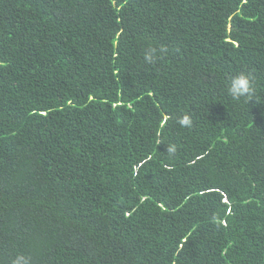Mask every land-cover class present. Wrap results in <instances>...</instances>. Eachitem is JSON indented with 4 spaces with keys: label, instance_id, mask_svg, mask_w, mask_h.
I'll return each instance as SVG.
<instances>
[{
    "label": "trees",
    "instance_id": "trees-1",
    "mask_svg": "<svg viewBox=\"0 0 264 264\" xmlns=\"http://www.w3.org/2000/svg\"><path fill=\"white\" fill-rule=\"evenodd\" d=\"M18 255L264 264V0H0V264Z\"/></svg>",
    "mask_w": 264,
    "mask_h": 264
},
{
    "label": "clouds",
    "instance_id": "clouds-1",
    "mask_svg": "<svg viewBox=\"0 0 264 264\" xmlns=\"http://www.w3.org/2000/svg\"><path fill=\"white\" fill-rule=\"evenodd\" d=\"M161 51H166V49H161ZM155 50H150L145 54V61L148 63H153L155 61V56L153 53ZM253 92V87L251 83V78L247 74L241 73L232 78L229 87L228 94L233 100H239L241 97L251 96ZM178 123L181 127L190 128L192 126V121L188 116H183ZM167 151L170 155L176 152L175 145H169ZM12 264H30V258L24 255H18L12 261Z\"/></svg>",
    "mask_w": 264,
    "mask_h": 264
}]
</instances>
